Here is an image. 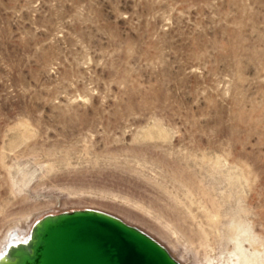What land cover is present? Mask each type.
I'll return each mask as SVG.
<instances>
[{"label": "rangeland", "instance_id": "obj_1", "mask_svg": "<svg viewBox=\"0 0 264 264\" xmlns=\"http://www.w3.org/2000/svg\"><path fill=\"white\" fill-rule=\"evenodd\" d=\"M85 209L264 264V0H0V249Z\"/></svg>", "mask_w": 264, "mask_h": 264}, {"label": "water", "instance_id": "obj_2", "mask_svg": "<svg viewBox=\"0 0 264 264\" xmlns=\"http://www.w3.org/2000/svg\"><path fill=\"white\" fill-rule=\"evenodd\" d=\"M0 264H180L139 229L96 210L47 215L24 243L10 244Z\"/></svg>", "mask_w": 264, "mask_h": 264}, {"label": "bare ground", "instance_id": "obj_3", "mask_svg": "<svg viewBox=\"0 0 264 264\" xmlns=\"http://www.w3.org/2000/svg\"><path fill=\"white\" fill-rule=\"evenodd\" d=\"M211 215V213H210ZM214 215V213L212 214V216ZM213 219V218H212ZM214 223V221H212ZM32 228V227H31ZM30 228V230H31ZM232 228H234L232 226ZM244 228V227H243ZM238 231H241L242 229L237 227L236 228ZM240 229V230H239ZM30 230L28 231V233L25 232L24 235H20L18 234L16 231L14 232H10V234L8 235V237H6V242L4 243V245L2 246V248L0 249V257L1 255L4 253V251L6 250V248L12 244V243H24L27 241L28 237H29V234H30ZM241 233V232H240ZM245 233V232H244ZM243 234V232H242ZM237 237V236H236ZM237 240V239H236ZM240 241V240H239ZM241 242V241H240ZM239 244V243H238ZM242 246H239L237 247V253H238V256L240 257L239 261L242 262V263H247V264H256V257L254 255H252L250 258L249 257H246L242 251Z\"/></svg>", "mask_w": 264, "mask_h": 264}]
</instances>
